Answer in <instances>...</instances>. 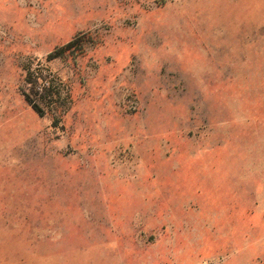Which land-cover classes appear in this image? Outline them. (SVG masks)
<instances>
[{
	"label": "rangeland",
	"instance_id": "obj_1",
	"mask_svg": "<svg viewBox=\"0 0 264 264\" xmlns=\"http://www.w3.org/2000/svg\"><path fill=\"white\" fill-rule=\"evenodd\" d=\"M0 264H264V0H0Z\"/></svg>",
	"mask_w": 264,
	"mask_h": 264
},
{
	"label": "trees",
	"instance_id": "obj_2",
	"mask_svg": "<svg viewBox=\"0 0 264 264\" xmlns=\"http://www.w3.org/2000/svg\"><path fill=\"white\" fill-rule=\"evenodd\" d=\"M75 39L69 41L68 43H66L64 46H61L59 48H57L55 51H53L52 53H49V56L51 57H57L60 56L63 49H65L66 47H68L70 44H72L74 42ZM38 76H35L34 73L32 71H28L26 73V76L24 78V84L27 86L30 84L31 88H33L34 84H36V78ZM45 88V87H44ZM22 94L24 96L25 101L40 115H42V111L41 109L37 106V104L34 102L31 93L29 92V89H27L26 87L22 89Z\"/></svg>",
	"mask_w": 264,
	"mask_h": 264
}]
</instances>
